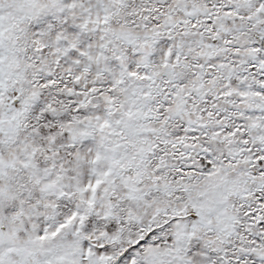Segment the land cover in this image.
Instances as JSON below:
<instances>
[{"label": "snow or ice", "instance_id": "1", "mask_svg": "<svg viewBox=\"0 0 264 264\" xmlns=\"http://www.w3.org/2000/svg\"><path fill=\"white\" fill-rule=\"evenodd\" d=\"M0 264H264V0H0Z\"/></svg>", "mask_w": 264, "mask_h": 264}]
</instances>
